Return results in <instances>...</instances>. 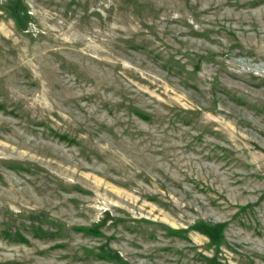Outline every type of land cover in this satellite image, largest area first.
I'll use <instances>...</instances> for the list:
<instances>
[{"label": "rangeland", "instance_id": "obj_1", "mask_svg": "<svg viewBox=\"0 0 264 264\" xmlns=\"http://www.w3.org/2000/svg\"><path fill=\"white\" fill-rule=\"evenodd\" d=\"M0 264H264V0H0Z\"/></svg>", "mask_w": 264, "mask_h": 264}, {"label": "trees", "instance_id": "obj_2", "mask_svg": "<svg viewBox=\"0 0 264 264\" xmlns=\"http://www.w3.org/2000/svg\"><path fill=\"white\" fill-rule=\"evenodd\" d=\"M207 228H208V227H206V230H207ZM207 232H208V230H207ZM208 233L210 234V236H211L212 238H214V236H215L214 233H212V232H208Z\"/></svg>", "mask_w": 264, "mask_h": 264}]
</instances>
